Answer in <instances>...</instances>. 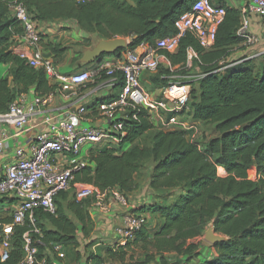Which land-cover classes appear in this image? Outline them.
<instances>
[{"label":"trees","instance_id":"16d2710c","mask_svg":"<svg viewBox=\"0 0 264 264\" xmlns=\"http://www.w3.org/2000/svg\"><path fill=\"white\" fill-rule=\"evenodd\" d=\"M199 0H0V66H9V75L0 77V113L21 95L35 88L38 95L56 90L43 70L29 67L14 54L15 35L23 30L13 17L11 4L23 3L32 18L40 22L74 21L83 33L100 40L123 38L127 46L114 55L121 59L142 44L155 46L160 40L178 34L176 22L189 13ZM214 6L226 9L218 28L213 48L205 50L197 39L188 34L176 53L161 51L170 66H161L152 76L156 90L169 85L177 75L191 71L188 51L193 49L198 59L192 68L201 73L192 82L190 111L184 114L199 126L214 125L215 136L202 137L194 144L192 132L165 131L157 128L145 109L136 111L130 119L126 137L111 148L92 150L90 167L76 176V182L92 185L102 192L117 190L129 197L139 189V181L150 167L148 187L152 196L175 191L178 197L167 206H145L137 212L158 216L156 230L150 223L138 231L125 246H99L96 253L86 254L87 264H264V61L251 59L246 68L231 74H213L231 50L241 47L238 36L242 15L230 8L225 0H210ZM55 60L63 58L68 48L49 45ZM47 49V48H46ZM264 60V56H262ZM254 64V65H253ZM261 64V65H260ZM260 65V66H259ZM86 67V65L84 66ZM200 129V128H199ZM127 146H130L126 149ZM256 169V179L250 173ZM227 173L219 176V170ZM12 206L15 201L7 197ZM67 193L55 202L56 215L36 213V225L42 236L36 237L38 259L51 264L61 246L76 262L83 255L77 249L79 229L70 219L73 214L81 225L84 238L94 232L92 209L97 201L89 198L67 202ZM67 203V205H66ZM144 214V213H143ZM10 215L0 214V222L11 223ZM216 234L227 238L213 245V258L202 262L201 241L209 226ZM29 222L15 228L10 259L0 264H20L24 258L25 232ZM201 240L200 242H198ZM175 255L171 260L168 255Z\"/></svg>","mask_w":264,"mask_h":264},{"label":"built area","instance_id":"2783aa9c","mask_svg":"<svg viewBox=\"0 0 264 264\" xmlns=\"http://www.w3.org/2000/svg\"><path fill=\"white\" fill-rule=\"evenodd\" d=\"M13 17L22 28V34L15 35L14 54L26 62L29 67L43 70L49 82L56 90L48 95H38L27 103L25 95L13 102L8 111L0 113V150L9 147V130L25 132L34 129L35 116H44L42 129L37 131L27 147L20 145L15 150L16 160L0 173V197L14 200L11 223L0 222V257L2 262L10 259L11 243L15 228L29 222L30 230L25 232L24 258L20 264H48L46 259L39 260L38 237L41 230L36 225V213L43 211L56 215V198L62 193L72 192L77 201L89 198L96 199V207L106 210L102 201L108 192L76 182V176L90 167L88 157L83 155L87 145L104 146L109 143H121L126 137V124L137 118L136 111L145 109L151 122L159 121V129L176 128L192 132L190 140L197 144L201 138L200 129L194 122L184 119L190 111L192 82L169 83L168 86L151 93L143 86L145 75H156L161 66H170L161 51L171 54L177 52L181 40L186 35H193L202 48L214 47L219 26L225 19L226 9L216 7L210 0H199L193 9L184 14L177 22L178 34L175 37L160 40L155 46L142 44L133 51L127 52L121 59L98 61L86 69L75 73H63L57 66L55 57L42 43V34L38 21L34 20L23 3L11 4ZM242 15L238 36L242 38L241 48L245 56L230 62L220 63L213 74L222 75L235 66L254 59L255 51L264 45V0H248L240 9ZM260 19L258 35L253 32V20ZM198 59L193 49L188 51V69ZM123 79L121 92L110 102L100 106V113L107 127L91 126L87 122L88 108L82 104L81 93L90 85L98 84L104 78ZM117 81V80H116ZM57 97L69 101L64 107H52ZM75 98V100H73ZM163 115H168L165 117ZM59 156L72 161L64 164ZM256 179V175L249 177ZM116 199L124 207L129 202L119 192ZM146 214L128 212L122 229L118 230L119 245L125 246L135 234L147 227ZM37 237V238H36ZM58 254L61 246H54Z\"/></svg>","mask_w":264,"mask_h":264},{"label":"crops","instance_id":"0c3cea01","mask_svg":"<svg viewBox=\"0 0 264 264\" xmlns=\"http://www.w3.org/2000/svg\"><path fill=\"white\" fill-rule=\"evenodd\" d=\"M248 0H225L226 5L230 6V8H236L240 10L242 6L247 2ZM39 27L42 34V43L45 47V49L49 46H62V48H68V45H75L77 48H80L83 43H86L88 39H90L91 36L96 35H88L86 33H83L81 29L77 26V24L74 21L71 20H60L55 22H40ZM260 19H254L253 20V32L256 34H260L261 30L259 28ZM257 57H255L254 62H260L264 61L262 59V56H264V45L260 46L255 51ZM245 56V51H243V48L236 47L229 53V56L226 57L224 62H233V60H237L240 57ZM74 54L72 50L68 49V52L66 55L61 59H56V66L57 68L63 72V73H75L76 68L74 67ZM117 58L114 57H107L104 60L106 61H114ZM102 61V60H99ZM82 62V61H81ZM98 62V61H97ZM96 63V62H95ZM94 64V63H93ZM90 65H86V67L80 68V70L88 68ZM254 65V64H253ZM80 66H82L80 64ZM238 67V68H237ZM246 67L238 65L233 67L231 70L227 71L224 75L231 74L232 71H239L243 70ZM9 66L1 65L0 66V77L5 79L9 75ZM235 69V70H234ZM154 75H145L143 78V81L147 80L148 78H151ZM117 81L110 78H104L95 88H89L87 87L84 91H82V104L88 108V114H87V122L91 126H98L101 128L107 127L106 121L103 118L102 114L100 113V106L102 104H105L107 102H110L112 99H114L122 90L123 85V79L121 76L116 77ZM89 88V89H88ZM36 90L35 88H32L27 94H25V98L27 103H31L36 96ZM75 100V98L73 99ZM70 103L67 100H64L62 97H57L52 107H66ZM165 117H168V115H163ZM34 123L36 124V127L34 129L27 130L25 132H19L17 130L10 129L9 130V140H7V144L9 143V147L3 151L0 150V173L3 174L4 168L6 166L11 165L15 160V150L20 145H23L25 147L28 146L35 137V134L37 131H40L42 129V123L44 122V116H35ZM156 127H159V121H153L152 122ZM5 127L0 125V131L4 130ZM178 129L176 128H168L165 129V131H176ZM112 146H118V143H109L104 146H92L94 149L95 147H101V149L104 148H111ZM103 147V148H102ZM130 146H127L126 149H128ZM90 148V149H92ZM88 149L85 154H83L85 157H89ZM59 159L64 164H69L72 159L65 157V156H59ZM117 190L109 191L105 198L102 201L103 207L106 209L101 210L100 208H97L96 205L92 209V214L94 218V232L91 235L90 238H84V236L81 233V225L76 218L75 215L70 214V219L73 221V223L78 227L79 229V235L78 240L80 243V247L77 249L76 252L83 255V258L76 262L72 255H69L68 252L63 249L61 253H58L54 256H51V264H87L86 263V254L96 253L97 249H99V246H106V247H113L120 242V238L118 236V230L122 229L125 223L126 216L128 212H131L132 210H139L143 207L150 206L151 204L146 203H139L135 204V202L130 198L128 207H124L116 199V193ZM67 205V203H66ZM13 206V205H12ZM11 206V207H12ZM140 214H147L145 212H137ZM200 241V240H199ZM203 248V247H202ZM209 257L213 258V255H208ZM159 261L154 262L152 264H158ZM160 264V263H159Z\"/></svg>","mask_w":264,"mask_h":264},{"label":"rangeland","instance_id":"374dc122","mask_svg":"<svg viewBox=\"0 0 264 264\" xmlns=\"http://www.w3.org/2000/svg\"><path fill=\"white\" fill-rule=\"evenodd\" d=\"M123 39V38H121ZM101 40L97 36H91L90 39L86 41V43H83L80 48H77V46L71 44L68 45V49L72 50L75 58H74V67L76 68V72L81 71L80 68H83L85 64H83L81 61L84 57V53L88 50L93 49ZM104 61V59L102 60ZM234 61V60H233ZM80 64L82 66H80ZM261 65V64H260ZM259 65V66H260ZM238 68V67H237ZM191 71L187 73L186 75H177L175 76L170 83H175V82H185V81H193L200 73L201 71L198 68H191ZM231 70V69H230ZM235 70V69H234ZM225 74V73H224ZM152 78V77H151ZM151 78H148L147 80L143 81V86L146 88L147 91L151 93H155L157 90L154 88V86L151 84ZM99 84V83H98ZM98 84L91 85L89 88H95ZM88 88V89H89ZM186 121L191 122L188 119V116L185 118ZM200 128V134L204 139H209L215 136V126L214 125H201L199 126ZM178 131V130H176ZM92 148L91 145L85 146L83 149V154L86 153L88 149ZM103 148V147H102ZM92 150H101V147H95L94 149H90L88 153H90ZM149 172H150V167L147 165L146 170L144 171L140 181H139V189L129 197L135 202V204L141 203H146V204H152V207H158V206H167L170 204L172 201H174L177 197L178 194L173 191V192H165L161 195L157 196V200H155V197L152 196V192H150L149 187H148V178H149ZM252 177L257 174L256 169L254 168L252 171ZM251 174V173H250ZM227 173L225 170L220 169L219 170V176L225 177ZM73 194L72 192L67 193V202L73 201ZM126 197L128 202L130 201V198ZM0 199H3L0 197ZM12 212V207L8 203V200H0V214L5 213L7 216L10 215ZM147 219L150 223V230L151 232H154L156 230L157 224H158V216L153 215L152 213L146 214ZM201 241V240H200ZM198 241V242H200ZM213 245L207 243L204 238L201 241V250L200 254L203 256L199 261L202 262L204 259H207L208 255H214L215 251L213 250ZM203 247V248H202ZM171 260H174L175 255H168ZM159 264V263H158Z\"/></svg>","mask_w":264,"mask_h":264},{"label":"water","instance_id":"95a60500","mask_svg":"<svg viewBox=\"0 0 264 264\" xmlns=\"http://www.w3.org/2000/svg\"><path fill=\"white\" fill-rule=\"evenodd\" d=\"M126 46L127 41L121 38L101 40L93 49L88 50L84 53L82 63L85 65L93 64L99 61L103 56L114 55ZM204 240L211 245H215L219 242L226 241L227 238L216 234L214 231V227L211 225L205 232Z\"/></svg>","mask_w":264,"mask_h":264}]
</instances>
